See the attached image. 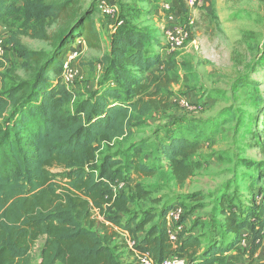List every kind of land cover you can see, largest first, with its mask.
<instances>
[{
	"label": "trees",
	"instance_id": "obj_1",
	"mask_svg": "<svg viewBox=\"0 0 264 264\" xmlns=\"http://www.w3.org/2000/svg\"><path fill=\"white\" fill-rule=\"evenodd\" d=\"M76 1L0 0V23L19 18V35L52 47L49 53L31 51L14 38L32 77L19 78L9 88L2 73L7 58L0 57V264H32L41 239L39 264H123L115 247L122 234L138 241L139 250L157 263L176 256L187 264H253L264 243L262 191L258 202L231 203L223 210L224 223L212 226L206 244L193 233L198 224L190 230L183 226L184 215L179 241L171 240L175 223L170 213L178 207L166 208L158 224L137 235L156 215L133 218L131 198L119 187L155 174L144 154L148 141L133 145L125 160L112 155L100 160V152L162 108L158 97L169 92L174 64L156 50L163 45L147 28L124 22L111 31L109 52L99 60L104 70L97 90L69 109L75 94L63 78L66 56L76 53L81 42L93 50H101L103 42L95 5L81 13ZM166 2L170 13H188L186 0ZM55 24L59 28L53 35ZM256 102L264 119V98ZM179 127L157 136L150 151L163 157L176 182L184 185L203 167L197 157L203 145L198 136L180 134ZM257 144L264 155V131ZM248 165L259 182L264 180V160ZM146 196L139 188V197ZM126 250L134 255L128 244Z\"/></svg>",
	"mask_w": 264,
	"mask_h": 264
},
{
	"label": "rangeland",
	"instance_id": "obj_2",
	"mask_svg": "<svg viewBox=\"0 0 264 264\" xmlns=\"http://www.w3.org/2000/svg\"><path fill=\"white\" fill-rule=\"evenodd\" d=\"M166 1H76L81 13L95 5L96 22L103 27L104 23L111 26L108 27L110 31L124 22L147 28L163 45L156 50L174 64L169 92L162 91L158 97L162 108L148 117L146 124L104 145L100 152V160L106 155L125 160L133 145L148 141L144 154L148 155L147 163L155 168V174L134 177L121 188L131 198L133 218L140 221L146 214L156 215L145 231L137 234L139 237L160 222L162 212L168 207L183 210L186 228L193 229L202 219L209 227H215L224 219L222 211L228 210L231 203L249 205L260 201L259 191L264 194V180L259 182L254 167L248 165L264 160L257 144L264 131V119L256 105L257 97L264 98V0H203L202 6L188 10L187 15L195 20L193 33L185 46L176 50L170 48L166 31L186 20L179 15L171 17L170 11L164 8ZM101 3L109 5L116 12L115 16L101 14L98 11ZM58 28V24L53 25L51 34L54 35ZM20 31L19 18L0 23V39L7 58L2 73L7 88L14 86L19 78L29 80L32 77V73L23 68L24 60L12 41L14 38L31 51L49 53L52 50L49 42L19 35ZM101 34V50L90 49L81 42L70 62L75 79L68 86L75 99L69 109L90 97L99 86L104 70L99 60L109 47L108 35ZM161 70L155 68L154 71L161 73ZM149 78L150 75H146V80ZM173 125L175 130L182 126L180 134L191 139L200 137L203 145L197 156L203 167L184 185L176 182L164 158L150 151L157 136H165L166 129ZM139 188L147 193L145 198L139 197ZM131 239L122 234L115 243L123 264H136L133 255L125 256L126 244ZM43 245L44 239H41L35 246L32 264H39Z\"/></svg>",
	"mask_w": 264,
	"mask_h": 264
},
{
	"label": "built area",
	"instance_id": "obj_3",
	"mask_svg": "<svg viewBox=\"0 0 264 264\" xmlns=\"http://www.w3.org/2000/svg\"><path fill=\"white\" fill-rule=\"evenodd\" d=\"M188 10L191 11L192 9H196L199 6L203 5V0H186ZM99 5V4H98ZM99 11L101 14L113 17L115 16V11L107 4L101 3L99 6ZM164 8L167 11H171V5L166 2L164 4ZM176 15L180 16L181 18H184L186 21L184 23H176L173 26H171L166 31V38L169 43V46L172 50L180 49L185 46L189 38L191 37L193 33V29L195 26V20L192 16L184 14L180 15L178 13H171V17H176ZM187 15V16H186ZM6 50L3 41L0 39V57H5ZM76 56V53L70 52L64 62V73L63 78L64 82L68 85L72 80L75 79V72L70 68V62L74 57ZM184 105L189 106L188 103L184 102ZM123 184L120 185V190L122 188ZM183 215V210L178 208L173 210L170 213V219L175 223V226L169 231L170 237L173 242H178L180 233L183 230V226L180 224L181 219ZM128 248L134 253L136 258V264H186L184 259H181L176 256L169 257L165 259L161 263H157L153 257L148 252L140 251L138 248V241L136 240H130L127 242Z\"/></svg>",
	"mask_w": 264,
	"mask_h": 264
},
{
	"label": "crops",
	"instance_id": "obj_4",
	"mask_svg": "<svg viewBox=\"0 0 264 264\" xmlns=\"http://www.w3.org/2000/svg\"><path fill=\"white\" fill-rule=\"evenodd\" d=\"M96 24H97V27H98V29L101 31V33H106L107 35H108V39H110V35H111V31L109 30V28L108 27H110L111 28V26H107V25H105V23H104V27L103 26H100L97 22H96ZM107 28V30H105ZM103 30H104V32H103ZM109 52V47H108V51H107V53ZM262 197H260V199H261ZM210 217V216H209ZM221 217L222 218H224V216L223 215H221ZM189 221V220H188ZM187 221V222H188ZM224 223V219L221 221V224H223ZM187 224V223H186ZM195 224V223H194ZM209 226L206 224V223H204V220L202 219V223H200V224H198L197 225V227L194 229V235L195 236H197V237H201V239H202V241H203V244H206V239H205V236L206 235H208V234H210L211 233V231H212V226H210L209 228H208ZM208 228V229H207ZM186 229H188V230H190L191 228H186ZM244 233L245 232H243L242 234L244 235ZM131 253L130 252H128V250H126V252H125V256H127V255H130ZM132 255V254H131ZM134 256V255H133ZM135 257V256H134ZM133 257V258H134ZM136 259V258H135ZM185 260V262H186V264H187V261H186V259H184ZM131 263V262H130ZM243 264H250V261H245ZM253 264H264V243H263V245L261 246V248L259 249V251L257 252V254H256V256H255V258H254V262H253Z\"/></svg>",
	"mask_w": 264,
	"mask_h": 264
}]
</instances>
